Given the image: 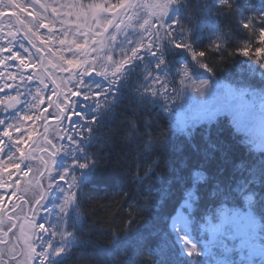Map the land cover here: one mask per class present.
Segmentation results:
<instances>
[{
    "label": "snow or ice",
    "instance_id": "snow-or-ice-1",
    "mask_svg": "<svg viewBox=\"0 0 264 264\" xmlns=\"http://www.w3.org/2000/svg\"><path fill=\"white\" fill-rule=\"evenodd\" d=\"M186 6V0H31L30 9L21 0H0V93H4L0 111L6 113L0 118V264H71L81 246L77 230L85 223L86 182L118 135L106 122L126 96L134 114L144 111L145 128H155L141 134L136 121H128L125 139L146 135L148 140L138 148L148 159L143 165L137 163L131 175L135 191L122 193L131 202L119 228L110 229L109 246L123 240L126 246H134L137 256L145 252L151 256V264H208L199 258L213 254L211 241L197 243L191 235L194 205L200 200L197 184L189 185L183 162L168 175L158 171L157 150H167L174 127L170 123L166 131L158 121L171 114L176 98L183 95L194 74L187 62L177 64L170 57L186 53L208 74L193 88L201 96L215 76V69L206 62L209 53L220 58L245 57L255 65L250 72L255 75L260 70L259 92L250 91L251 84L225 86L226 91L213 94L219 107L206 110L205 116L211 125L217 115L226 113L239 126L246 118H256L258 101L260 139L256 147L264 152V0H204L202 13H207L209 22L217 21L215 38L206 50L195 47L203 35L184 27L179 14ZM20 13L31 19L26 22ZM6 15L10 17L7 21L3 19ZM41 29L57 35H43ZM234 34L241 35L242 42L232 48ZM54 42L60 47L54 49ZM6 89H15L16 94ZM22 96L27 104L24 110L18 107ZM153 106L160 109L156 120L148 111ZM188 127L184 121L181 131ZM210 135L209 128L207 148L198 165L206 168L219 153L220 163L213 172L217 182L210 195L240 203L244 211L233 209L231 216L246 222L254 235L258 210L264 219V159L251 165L240 161L236 168L246 175L225 183L220 177L226 171L224 165L231 162L229 149L223 142L211 141ZM192 175L196 181L210 179L203 172ZM177 193L180 207L176 215L163 217V228L153 227L152 221L158 218L153 212ZM228 215L223 209L217 213L218 218ZM141 218L147 221L146 234L138 223ZM221 228H225L223 223L216 225V230ZM124 252L127 257V247ZM258 254L264 264V245ZM120 264L134 262L125 258ZM217 264L233 262L225 259Z\"/></svg>",
    "mask_w": 264,
    "mask_h": 264
},
{
    "label": "trees",
    "instance_id": "trees-1",
    "mask_svg": "<svg viewBox=\"0 0 264 264\" xmlns=\"http://www.w3.org/2000/svg\"><path fill=\"white\" fill-rule=\"evenodd\" d=\"M203 3L204 0H186V8H182L179 14L186 29L203 35L204 38L195 45L197 50H206L208 48L210 39L215 38L213 31L217 23L216 19H212L209 22L207 13H202L201 6ZM220 27L224 29L223 21H220ZM232 27L235 29V26ZM241 42V35L236 34L232 36L230 41L232 48ZM170 59L177 64L184 62L193 63L186 53H179L175 57H170ZM240 61H244V63H240ZM206 62L215 69L214 80L233 88L251 84L252 88L249 89L250 91H260V70L256 69L255 75L250 72L249 69L255 68V65L247 62L245 57H228L225 55L224 58H220L215 53H209ZM194 69H196L195 65ZM201 74L208 76L202 69L200 74L194 76L200 77ZM48 93L45 90V95ZM0 97H3V95L0 94ZM180 98H176L175 104L180 101ZM30 102L31 100L28 98V103ZM133 107L129 106V99L126 96L111 121L106 122V127L116 130L118 135L113 138V143L104 150L106 158L101 161V164L86 182V197L82 204V214L85 223L82 229L77 230L81 246L75 250L71 264H120L125 258L133 260L134 264H151L152 262V257L147 255L146 252L141 256H137L134 246H126L123 240L119 244L112 246H109L108 243L110 229L116 230L119 228L121 221L127 215L128 203L131 202L126 201L122 193L135 191L136 185L132 182L131 175L135 172L137 163L143 165L148 159L138 148V145H142L148 140L146 135H141L131 141L125 139L130 127L128 121L135 120L138 131L141 134L155 128V125H153V129H146L144 120L147 117L144 111L141 110L134 114ZM26 108L27 104L23 102L20 109L24 110ZM172 108L174 109L175 106L173 105ZM31 111V109H28L29 114H31ZM49 111L51 112L52 110L50 109ZM148 111L151 113V119L156 120V113L160 109L157 106H153ZM172 112L170 115L164 114L163 118L158 121L166 131L170 123L174 125ZM209 128L211 129L209 139L213 142H223L229 149L231 162L224 165L226 171L220 177L225 183H234L246 175L245 172L236 168V164L240 161H245L247 165H251L264 159V152L254 150L247 143L244 135L235 129L232 121L226 116H217L211 122V125L203 123L194 128L190 126L186 132L187 134L180 132L174 126L169 132L167 150L163 152L157 150L160 165L158 171L168 175L170 169L179 167L182 162L186 165L184 174L188 179L189 185L192 183L197 184L198 195L200 196V200L194 205L195 211L192 213L194 224L204 223L205 217H214L222 207L242 209L240 203H236L231 199L221 201L220 198H212L210 195L213 186L217 182L213 172L217 164L220 163L219 153H216V160L206 168L198 166L207 148L208 141L205 140V136L208 135ZM138 152L140 153L139 155ZM195 172H203L210 179L208 181H196L192 175ZM179 199L180 196L177 193L161 210L153 212V216L158 217L152 221L153 227H164L163 217H171L174 214L175 209L180 206ZM257 217L260 219L262 226H264V219L261 218L259 210ZM93 221H95L94 228L92 227ZM138 223L140 224L141 232L146 234L148 231L147 221L141 218ZM126 247L127 257L124 252Z\"/></svg>",
    "mask_w": 264,
    "mask_h": 264
},
{
    "label": "rangeland",
    "instance_id": "rangeland-1",
    "mask_svg": "<svg viewBox=\"0 0 264 264\" xmlns=\"http://www.w3.org/2000/svg\"><path fill=\"white\" fill-rule=\"evenodd\" d=\"M48 2L51 3V0H48ZM85 2H87V0H85ZM21 3L25 4L26 6H29V8L31 9V0H21ZM22 14L23 13H20V15ZM47 15L51 19V13H48ZM23 17L28 18L30 16L24 14ZM188 64L191 65L193 68L192 69L194 73L193 79L187 82L189 86L185 89L183 93L184 97L181 96L180 101L174 106L175 109H181L183 115L185 116L186 121L188 122L189 126H191L192 124L197 125L207 122L205 116L206 110H212L219 107L215 99V96L213 94L217 92L223 93L224 91H226L225 86L227 87L230 86L220 81H216L212 79L210 81L208 89L205 90V95L201 96L198 92L193 91V88L198 87L200 80L207 79L208 76L205 74H201L200 77H195L194 75H198L201 73V69L197 67L196 69H194L193 63H188ZM248 98L251 99V97ZM255 112H256L255 119L246 118L244 122L239 126L233 121L230 115L226 113H222L219 115H224L228 117L234 124L235 129L244 135L247 143L250 144L254 150H258L256 147L260 139V121H259L260 105L258 101L255 106ZM0 192H2V190H0ZM47 206L51 207L50 204H48ZM41 214L43 215L44 213L42 212ZM52 219L54 220L55 217L53 216ZM221 223L225 225V228H221L220 230H216V227L212 228L209 234L211 239H213L219 234L224 235L226 238L232 239L235 242L238 249L240 250L241 255H245L244 259H246L247 261L259 255L258 254L259 248L254 243L255 234L254 235L251 234L249 226L247 225L246 222H243L240 218L233 217L231 216V214H229L228 217L221 218L220 224ZM253 252H255L256 254H251Z\"/></svg>",
    "mask_w": 264,
    "mask_h": 264
},
{
    "label": "water",
    "instance_id": "water-1",
    "mask_svg": "<svg viewBox=\"0 0 264 264\" xmlns=\"http://www.w3.org/2000/svg\"><path fill=\"white\" fill-rule=\"evenodd\" d=\"M175 121L178 125V127L181 129L183 122L185 121L184 116L182 115V113L180 111H177L175 114Z\"/></svg>",
    "mask_w": 264,
    "mask_h": 264
},
{
    "label": "flooded vegetation",
    "instance_id": "flooded-vegetation-1",
    "mask_svg": "<svg viewBox=\"0 0 264 264\" xmlns=\"http://www.w3.org/2000/svg\"><path fill=\"white\" fill-rule=\"evenodd\" d=\"M40 32H41V30H40ZM42 33H44L43 30H42L41 34H42ZM44 35H46V34H44ZM27 47L30 48L31 46L28 45ZM20 51L22 52V54H23L25 57H27L28 54H27V53H23V49H20ZM33 54L35 55L34 50H33ZM10 63H11V62H10ZM15 63H16V62H12L13 65H15ZM11 71H16V67H13V68L11 69Z\"/></svg>",
    "mask_w": 264,
    "mask_h": 264
},
{
    "label": "bare ground",
    "instance_id": "bare-ground-1",
    "mask_svg": "<svg viewBox=\"0 0 264 264\" xmlns=\"http://www.w3.org/2000/svg\"><path fill=\"white\" fill-rule=\"evenodd\" d=\"M43 129L40 130V132L42 133Z\"/></svg>",
    "mask_w": 264,
    "mask_h": 264
}]
</instances>
